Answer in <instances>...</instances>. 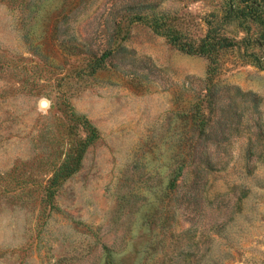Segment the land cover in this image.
Wrapping results in <instances>:
<instances>
[{
	"label": "rangeland",
	"instance_id": "obj_1",
	"mask_svg": "<svg viewBox=\"0 0 264 264\" xmlns=\"http://www.w3.org/2000/svg\"><path fill=\"white\" fill-rule=\"evenodd\" d=\"M221 3L0 0V264H264L260 50L151 25Z\"/></svg>",
	"mask_w": 264,
	"mask_h": 264
},
{
	"label": "trees",
	"instance_id": "obj_2",
	"mask_svg": "<svg viewBox=\"0 0 264 264\" xmlns=\"http://www.w3.org/2000/svg\"><path fill=\"white\" fill-rule=\"evenodd\" d=\"M220 5L223 17L214 14L211 20L206 21L209 28L198 41L186 38L167 16L156 18L151 25L181 51L207 55L213 63L226 51L238 48V45L247 49L255 47L260 54L253 53L250 57L259 68L264 69V0H222ZM233 24L247 34L240 42L225 34L227 26Z\"/></svg>",
	"mask_w": 264,
	"mask_h": 264
},
{
	"label": "water",
	"instance_id": "obj_3",
	"mask_svg": "<svg viewBox=\"0 0 264 264\" xmlns=\"http://www.w3.org/2000/svg\"><path fill=\"white\" fill-rule=\"evenodd\" d=\"M47 106H48V104H47L46 101H42V102H41V107H43V108H47Z\"/></svg>",
	"mask_w": 264,
	"mask_h": 264
},
{
	"label": "bare ground",
	"instance_id": "obj_4",
	"mask_svg": "<svg viewBox=\"0 0 264 264\" xmlns=\"http://www.w3.org/2000/svg\"><path fill=\"white\" fill-rule=\"evenodd\" d=\"M47 104H48V102H47ZM48 107V106H47Z\"/></svg>",
	"mask_w": 264,
	"mask_h": 264
}]
</instances>
